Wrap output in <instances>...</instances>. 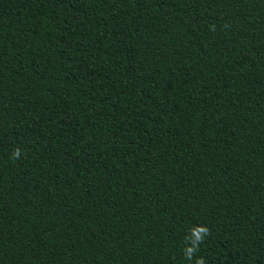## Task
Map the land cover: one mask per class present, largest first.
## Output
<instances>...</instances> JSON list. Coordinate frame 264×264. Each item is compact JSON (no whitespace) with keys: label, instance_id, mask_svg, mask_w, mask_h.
Instances as JSON below:
<instances>
[{"label":"trees","instance_id":"1","mask_svg":"<svg viewBox=\"0 0 264 264\" xmlns=\"http://www.w3.org/2000/svg\"><path fill=\"white\" fill-rule=\"evenodd\" d=\"M0 264H264V0H0Z\"/></svg>","mask_w":264,"mask_h":264},{"label":"clouds","instance_id":"2","mask_svg":"<svg viewBox=\"0 0 264 264\" xmlns=\"http://www.w3.org/2000/svg\"><path fill=\"white\" fill-rule=\"evenodd\" d=\"M14 155H16L18 157L19 156V151H17L16 153H14ZM205 231L208 232L207 228H205Z\"/></svg>","mask_w":264,"mask_h":264}]
</instances>
